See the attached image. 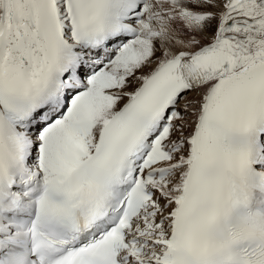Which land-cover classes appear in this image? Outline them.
Listing matches in <instances>:
<instances>
[{
  "label": "snow or ice",
  "instance_id": "obj_1",
  "mask_svg": "<svg viewBox=\"0 0 264 264\" xmlns=\"http://www.w3.org/2000/svg\"><path fill=\"white\" fill-rule=\"evenodd\" d=\"M0 264H264V0H0Z\"/></svg>",
  "mask_w": 264,
  "mask_h": 264
}]
</instances>
